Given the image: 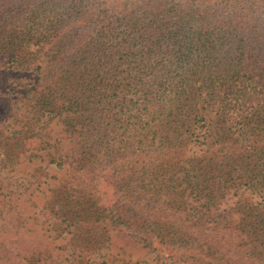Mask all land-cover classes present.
<instances>
[{
	"label": "trees",
	"instance_id": "16d2710c",
	"mask_svg": "<svg viewBox=\"0 0 264 264\" xmlns=\"http://www.w3.org/2000/svg\"><path fill=\"white\" fill-rule=\"evenodd\" d=\"M22 91L13 138L71 166L46 207L70 258L32 264H93L113 233L264 264V0H0V99ZM53 119L58 145L32 131Z\"/></svg>",
	"mask_w": 264,
	"mask_h": 264
},
{
	"label": "rangeland",
	"instance_id": "374dc122",
	"mask_svg": "<svg viewBox=\"0 0 264 264\" xmlns=\"http://www.w3.org/2000/svg\"><path fill=\"white\" fill-rule=\"evenodd\" d=\"M4 85L6 83L1 88ZM25 93H9L0 99V255L3 257L0 264L21 261L32 264L34 252H37L36 260L42 256L70 258L69 251L61 249L69 237L65 236L66 232L61 234L56 222L48 217L50 207H46L54 195L53 189L59 187L60 179L68 176L67 169L71 166L68 162H62L61 166L49 162L47 155L56 147L48 148L38 136H32L26 144L13 138L14 134L29 129ZM163 93L167 95L168 91ZM42 126L45 128V123L35 125L32 131H49L53 136L51 143L58 145L56 139L64 135L62 124L53 119L46 130H41ZM63 143L69 146L71 141L64 140ZM109 183L112 184L111 179ZM109 183L104 187L114 197ZM11 245H17L16 251L10 249ZM40 251L44 253L42 256ZM102 254L92 260L93 264H126L130 260L135 264H185L167 255L150 253L136 238L124 233H113L110 249L103 250ZM63 261L68 264V260Z\"/></svg>",
	"mask_w": 264,
	"mask_h": 264
}]
</instances>
